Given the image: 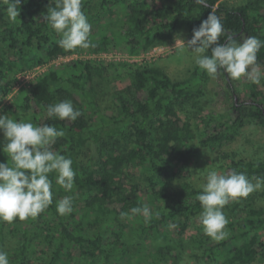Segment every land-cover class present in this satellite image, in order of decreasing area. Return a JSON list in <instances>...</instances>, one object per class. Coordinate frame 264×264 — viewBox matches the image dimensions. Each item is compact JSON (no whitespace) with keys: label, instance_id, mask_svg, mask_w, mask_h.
<instances>
[{"label":"trees","instance_id":"obj_1","mask_svg":"<svg viewBox=\"0 0 264 264\" xmlns=\"http://www.w3.org/2000/svg\"><path fill=\"white\" fill-rule=\"evenodd\" d=\"M113 10L123 15L107 35L102 21ZM180 29L207 32V56L187 80L149 62L84 57L50 64L20 92L24 122L38 141L18 156L0 147L8 162L0 169L2 199L11 201L0 210V264H179L183 256L256 264L264 256V192L251 187L264 181V160L233 153L212 188L197 185L185 171L196 134L178 113L216 74L228 76L223 55L231 44H243L240 68L264 67V0H0V105L19 71L112 47L143 54ZM116 78L129 85L109 94L103 82ZM256 80L247 77V99L234 96L226 109L206 114L202 145L231 141L249 123L264 127ZM132 167L140 174L129 182ZM222 207L230 216L216 238L205 225ZM194 220L199 225L183 237ZM169 226L179 240H160Z\"/></svg>","mask_w":264,"mask_h":264},{"label":"rangeland","instance_id":"obj_2","mask_svg":"<svg viewBox=\"0 0 264 264\" xmlns=\"http://www.w3.org/2000/svg\"><path fill=\"white\" fill-rule=\"evenodd\" d=\"M223 2L229 6H236L246 2V0H223ZM122 15V10H113L108 14L106 23L105 20L102 21V27L103 25L106 27H104V31L107 35H111L112 29L116 28L117 18ZM206 33L205 29L198 35L190 36L185 29H180L172 39L159 43L143 54L133 55L118 47H112L98 54H91L85 51L81 55H74L72 57H95L106 61L120 62H149L161 67L175 81L187 80L192 77L196 65L207 56L208 52L204 45ZM242 47L243 44L235 42L228 47L226 53L223 55L228 76L225 74H216L206 84L204 93L200 97L186 102L178 108L179 115L184 120L188 119L190 121L192 129L196 134L193 144L194 153L185 171L188 169L190 171V178L197 185L207 189L212 188L216 181L221 178L223 169L230 162V157L233 153L238 158L264 160V127L254 123H249L244 126L233 140L219 144L218 146H204L199 141L203 129L206 128L205 116L207 113L213 110L226 109L232 104L234 95L236 101L239 99H247L250 96L253 89L251 86L252 82L247 81L248 76L257 77L256 88L264 96V67L252 66L248 69L240 68L237 61ZM72 57L56 59L31 69L19 71L15 74L11 92L0 105V147L4 145L11 146L15 155L18 156L22 146L26 143H35L38 141L36 129L32 125L24 122L19 94L36 75L47 69L50 64L68 61ZM128 85L129 79L116 78L113 81L103 82L102 86L110 94L113 91L124 89ZM195 100L197 101L195 102ZM223 153L229 157H223ZM1 154L0 152V169L7 166L8 163L3 156L1 157ZM139 174L140 169L137 167L128 169L127 177H130L128 181L132 182L131 179L133 178L138 179ZM63 185L68 186L66 179L63 180ZM251 187L252 193L264 192V181H255L251 184ZM2 196L3 191L0 189V210L7 209L11 205V201H3ZM220 212L221 214L214 215L215 218L206 222L205 225V228H209L216 238L221 234V229L230 216V210L226 207L220 208L218 213ZM135 215L136 213L134 211H130L126 214V217H131L135 221ZM197 225H199V222L194 220L193 224L187 229V232L183 234V237H187L189 233L194 232ZM167 228L172 233L162 235L160 237L161 241L165 238L180 239L181 235L177 234L172 227L169 226ZM4 230L6 239L9 241L8 247H12L16 244V237L11 234L9 225ZM261 236L264 241V230L261 231ZM149 243H151V240H149ZM122 261L123 263L125 261L124 264H133L135 262H128V258ZM179 264L205 263L188 261L183 256ZM256 264H264V256L260 257Z\"/></svg>","mask_w":264,"mask_h":264},{"label":"built area","instance_id":"obj_3","mask_svg":"<svg viewBox=\"0 0 264 264\" xmlns=\"http://www.w3.org/2000/svg\"><path fill=\"white\" fill-rule=\"evenodd\" d=\"M69 57H72V56H69ZM65 58V57H64ZM73 58V57H72ZM60 59V58H59ZM62 59V58H61Z\"/></svg>","mask_w":264,"mask_h":264},{"label":"flooded vegetation","instance_id":"obj_4","mask_svg":"<svg viewBox=\"0 0 264 264\" xmlns=\"http://www.w3.org/2000/svg\"><path fill=\"white\" fill-rule=\"evenodd\" d=\"M235 96V95H234ZM235 100H236V97H235Z\"/></svg>","mask_w":264,"mask_h":264}]
</instances>
